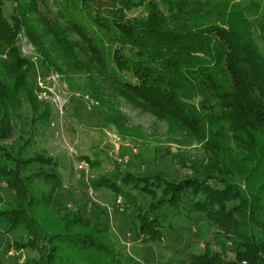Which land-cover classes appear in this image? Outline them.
I'll list each match as a JSON object with an SVG mask.
<instances>
[{
    "label": "trees",
    "instance_id": "trees-1",
    "mask_svg": "<svg viewBox=\"0 0 264 264\" xmlns=\"http://www.w3.org/2000/svg\"><path fill=\"white\" fill-rule=\"evenodd\" d=\"M5 2L14 6L9 16L2 11ZM51 3L55 11L50 0H0V180L13 192L12 207L0 213V225L6 232L27 234V243L16 242V249L39 253L36 264H69V251L75 249L108 252L99 234L104 210L88 219L68 206L62 215L55 206L59 194L53 193L62 185L55 159L45 154L21 159L20 152L14 157L3 145L14 138L24 105L33 112L32 126L37 122L44 130L51 117L49 108L40 110L35 81L30 80L34 66L22 54L25 40L40 63V75L56 72L70 91L77 89L107 107L122 133L123 122L98 81L164 122L168 135L177 136L185 148L194 142L199 146L200 156L182 162L190 174L178 179L125 172L119 182L109 176L90 180L91 188L104 186L129 202L135 242L142 245L136 260L147 263L145 248L162 240L161 210L169 208L179 216H200L221 232V251L207 244L204 253L184 264H264V11L259 3ZM134 10L144 13L131 16ZM78 71L89 78L85 90L71 77ZM125 136L141 137L132 130ZM81 160L93 166L89 158ZM35 181L45 182L46 191L38 190ZM34 188L39 196L32 195ZM134 191L149 196L146 208ZM226 252L233 255L229 261ZM33 262L28 256L25 264Z\"/></svg>",
    "mask_w": 264,
    "mask_h": 264
},
{
    "label": "rangeland",
    "instance_id": "rangeland-1",
    "mask_svg": "<svg viewBox=\"0 0 264 264\" xmlns=\"http://www.w3.org/2000/svg\"><path fill=\"white\" fill-rule=\"evenodd\" d=\"M250 1L258 2L261 12L264 11V0H234L235 3L243 4ZM50 5L54 11L57 9L51 0ZM13 7L11 2H5L2 7L3 14L9 16ZM143 13V10H134L130 14L142 16ZM23 43L22 54L30 59L34 66L30 80L35 81V93L43 91L48 99L40 101L37 98L41 105L40 110L49 108L51 117L48 128L44 130L37 126V122L32 126L33 112L28 105H24L22 114L15 123L17 129L14 138L5 141L3 145H7V149L12 151L14 157L20 152L21 159H29L37 154H45L46 157L55 159L62 185L53 190L55 193L53 195L59 194L54 202L55 206L64 212L62 215L66 213V206L79 211L82 217L88 219L100 209L105 211V219L100 222L102 230L99 234L104 238L108 252L99 253L96 250L88 254L85 252L86 249L81 252L75 249L69 251L72 257L68 259L69 264H184L188 263L192 256L204 253L207 244H210L212 250L221 251L217 243V237L221 232L216 227L209 226L206 219L197 215H192L191 218L179 216L174 214L177 213L176 209L163 208L161 212L165 228L162 240L145 248L147 263L134 258L135 253L141 251L142 245L135 242L134 215L129 202L104 186L98 189L91 188L90 180L109 176L119 182L125 172L135 176L160 174L166 179H178L190 174V171L183 168L182 162L189 157L200 156L199 146L194 142L191 147L185 148L184 144L177 142L179 140L177 136L168 135L164 122L129 104L118 96L107 82L98 81L105 100L108 104L114 105L113 113L117 112L119 115L117 117L121 118L123 131L126 134L130 130L139 131L141 137L125 136L126 134L113 123L114 116L107 107L98 105L77 89L70 91L67 82L61 80L59 76L60 80L53 85L52 77L57 75L56 72L40 75V63L35 52L25 44V40ZM81 60L85 61L84 58ZM71 77L80 89L85 90L90 84L89 78L79 71ZM39 79L45 84L43 89L38 86ZM53 86L56 89H53ZM62 106L63 111L60 112ZM27 138L30 140L26 145L24 140ZM81 157L89 158L93 166L87 165ZM6 184L7 181L0 180V213H7L13 204L10 200L13 192L9 194L5 190ZM33 184L38 190L46 191L45 182L35 181ZM37 189L34 188L33 196H39ZM133 194L143 208L150 204L149 196L137 191ZM27 238L24 230L6 232L0 225V262L25 264L29 256L34 259L32 264L39 263V253L16 249V242L27 243ZM131 258L133 261L129 260ZM224 258L229 261L233 255L226 252Z\"/></svg>",
    "mask_w": 264,
    "mask_h": 264
},
{
    "label": "built area",
    "instance_id": "built-area-1",
    "mask_svg": "<svg viewBox=\"0 0 264 264\" xmlns=\"http://www.w3.org/2000/svg\"><path fill=\"white\" fill-rule=\"evenodd\" d=\"M51 76V75H50ZM49 76V77H50ZM48 77V78H49ZM47 78V79H48ZM47 79H46V81H47ZM57 81H59V77L56 75V76H54V77H52V82H53V85L57 82ZM38 86H39V88L40 89H43L44 87L43 86H45V84H43V82L39 79V81H38ZM53 89H56L55 88V86H53ZM50 92V91H49ZM49 92H47V93H49ZM50 94V93H49ZM37 97H38V99L41 101V100H44V99H46V100H48L47 99V96H46V94L45 93H43V91L42 92H40L39 94H37ZM54 102V101H53ZM56 102V101H55ZM52 107H56V105H51ZM61 110H60V112H62L63 111V106L60 108ZM58 110H59V108H58ZM58 114H59V112H58ZM242 264H246L245 262H243Z\"/></svg>",
    "mask_w": 264,
    "mask_h": 264
}]
</instances>
